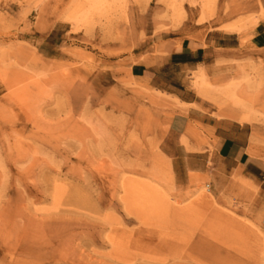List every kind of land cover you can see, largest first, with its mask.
Instances as JSON below:
<instances>
[{
	"label": "rangeland",
	"instance_id": "1",
	"mask_svg": "<svg viewBox=\"0 0 264 264\" xmlns=\"http://www.w3.org/2000/svg\"><path fill=\"white\" fill-rule=\"evenodd\" d=\"M263 6L0 0V264H264V176L220 162L169 95L219 117L232 94L252 106L264 168V52L247 50ZM218 31L241 41L225 73L132 78Z\"/></svg>",
	"mask_w": 264,
	"mask_h": 264
},
{
	"label": "crops",
	"instance_id": "2",
	"mask_svg": "<svg viewBox=\"0 0 264 264\" xmlns=\"http://www.w3.org/2000/svg\"><path fill=\"white\" fill-rule=\"evenodd\" d=\"M218 34V38L207 39L203 43L183 41L180 44L169 45L171 48L168 59L159 60L149 57L145 62L131 67V76L135 80L153 83L157 80V74L173 69H178L180 73H225L221 65L240 57L241 41L235 33L218 31ZM248 40L247 50L264 52V17L252 28ZM169 95L181 106L187 107V111L184 110L186 113L184 117L192 115L196 117L191 121L200 125L206 144L214 147V154L220 162L240 171L251 180L256 181L264 176V168L252 160L255 132L248 123H240L228 116L219 117L212 108L208 112H203L199 109L196 99L182 98L178 92ZM203 143L202 140L199 143L191 142V145L196 148L203 146ZM202 150L208 152L205 147ZM185 152L193 154V152Z\"/></svg>",
	"mask_w": 264,
	"mask_h": 264
},
{
	"label": "bare ground",
	"instance_id": "3",
	"mask_svg": "<svg viewBox=\"0 0 264 264\" xmlns=\"http://www.w3.org/2000/svg\"><path fill=\"white\" fill-rule=\"evenodd\" d=\"M94 3H95V1H94ZM89 4V3H88ZM92 4H93V2H92ZM91 5V4H90ZM94 5V4H93ZM89 9H91V8H89ZM201 75H200V79L203 81V80H205V75H204V73H200ZM203 86H205L204 84H203ZM227 89V88H226ZM234 89V88H233ZM209 90V89H208ZM234 90H236V88L234 89ZM233 90V91H234ZM229 91V90H228ZM235 93V92H234ZM222 95H224V94H222ZM229 96V95H228ZM217 98V97H216ZM238 98L236 97V95L235 94H232V95H230V100L232 101V103H233V105L236 107V109H237V111L235 112L234 110H233V108H232V110H231V114L230 115H228V117L229 118H231V119H234V120H237V121H239L240 123H252V122H254V121H256V116H255V112H253V109L252 108H250V107H252V106H250V107H248V106H246L244 103H242L241 101H238L237 100ZM215 100V99H214ZM219 100H221V99H219ZM218 102V101H217ZM219 103V102H218ZM218 103H217V105H218ZM221 103H223V102H221ZM227 104V103H226ZM218 108V107H217ZM229 120V119H228ZM235 122V121H234ZM257 122V121H256Z\"/></svg>",
	"mask_w": 264,
	"mask_h": 264
},
{
	"label": "trees",
	"instance_id": "4",
	"mask_svg": "<svg viewBox=\"0 0 264 264\" xmlns=\"http://www.w3.org/2000/svg\"><path fill=\"white\" fill-rule=\"evenodd\" d=\"M174 60H175V58H174Z\"/></svg>",
	"mask_w": 264,
	"mask_h": 264
}]
</instances>
